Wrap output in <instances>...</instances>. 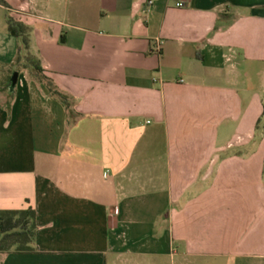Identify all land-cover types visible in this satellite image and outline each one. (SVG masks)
I'll list each match as a JSON object with an SVG mask.
<instances>
[{
	"label": "crops",
	"instance_id": "0c3cea01",
	"mask_svg": "<svg viewBox=\"0 0 264 264\" xmlns=\"http://www.w3.org/2000/svg\"><path fill=\"white\" fill-rule=\"evenodd\" d=\"M2 1L0 264H264V0Z\"/></svg>",
	"mask_w": 264,
	"mask_h": 264
},
{
	"label": "trees",
	"instance_id": "16d2710c",
	"mask_svg": "<svg viewBox=\"0 0 264 264\" xmlns=\"http://www.w3.org/2000/svg\"><path fill=\"white\" fill-rule=\"evenodd\" d=\"M0 4H5L0 0ZM9 32L14 36L21 37L23 47L28 48V31L20 22L7 18ZM23 59L27 63H31L34 71L39 77V81L43 82L51 96L57 99L68 111L71 109L70 97L64 94L52 80L47 77L39 76L41 68L39 62L32 55H24ZM263 110L257 119L255 129L261 130L264 134V125L261 127V121L264 117V96L262 99ZM36 212L31 207L14 210H0V252H33V246L36 234Z\"/></svg>",
	"mask_w": 264,
	"mask_h": 264
},
{
	"label": "rangeland",
	"instance_id": "374dc122",
	"mask_svg": "<svg viewBox=\"0 0 264 264\" xmlns=\"http://www.w3.org/2000/svg\"><path fill=\"white\" fill-rule=\"evenodd\" d=\"M7 68H8V69H5L7 73H8V72H11V74H12V73L14 72V71H13V66H12V65H7ZM262 125H264V117H263V119H262V121H261V127H262Z\"/></svg>",
	"mask_w": 264,
	"mask_h": 264
},
{
	"label": "water",
	"instance_id": "95a60500",
	"mask_svg": "<svg viewBox=\"0 0 264 264\" xmlns=\"http://www.w3.org/2000/svg\"><path fill=\"white\" fill-rule=\"evenodd\" d=\"M16 79H17V73L15 72V73H13V75H12V86L15 84Z\"/></svg>",
	"mask_w": 264,
	"mask_h": 264
},
{
	"label": "built area",
	"instance_id": "2783aa9c",
	"mask_svg": "<svg viewBox=\"0 0 264 264\" xmlns=\"http://www.w3.org/2000/svg\"><path fill=\"white\" fill-rule=\"evenodd\" d=\"M151 2V1H150ZM176 5L177 6H182L183 5V3H181V2H178V3H176ZM115 212H116V209L114 210Z\"/></svg>",
	"mask_w": 264,
	"mask_h": 264
}]
</instances>
